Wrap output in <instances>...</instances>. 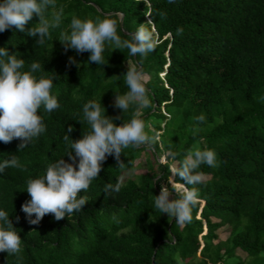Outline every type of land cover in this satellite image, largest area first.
Instances as JSON below:
<instances>
[{
  "label": "trees",
  "instance_id": "trees-1",
  "mask_svg": "<svg viewBox=\"0 0 264 264\" xmlns=\"http://www.w3.org/2000/svg\"><path fill=\"white\" fill-rule=\"evenodd\" d=\"M61 8L60 26L49 29L43 45L14 27L0 32V47L25 59V69L37 62V75L59 76L51 93L61 105L43 114L46 131L26 148L18 150V139L0 142V161L17 155L23 165L0 173V209L22 238L18 254L0 252V264H264V0H54L47 18ZM73 16L114 19L121 39L145 24L156 49L133 57L106 45V63L89 65L88 52L65 51L57 38L69 31ZM37 22L33 17L26 28ZM129 65L148 76L149 105L138 115L134 106L124 114L113 107L115 94L128 90L122 76ZM90 100L106 115L121 117L118 125L143 119L148 134L160 140L122 149L120 165L108 156L87 192L79 193L87 202L80 212L60 220L46 214L30 224L21 210L30 199L26 181L66 154L69 126L74 140L90 131L78 121ZM193 147L214 150L218 164L201 165L198 171L208 178L186 185L198 191L200 202L191 223L177 224L152 201L161 185L171 188L170 166ZM169 148L176 160L165 156L166 163H159ZM149 149L157 158L150 171L122 183V174ZM174 181L184 183L178 176ZM107 184H119V190L106 191ZM225 227L229 236L219 241Z\"/></svg>",
  "mask_w": 264,
  "mask_h": 264
},
{
  "label": "clouds",
  "instance_id": "clouds-1",
  "mask_svg": "<svg viewBox=\"0 0 264 264\" xmlns=\"http://www.w3.org/2000/svg\"><path fill=\"white\" fill-rule=\"evenodd\" d=\"M172 3L173 0H168ZM54 0H0V32L6 29L24 32L36 37V44L43 45L49 37V29L60 26L63 9L51 14ZM38 17V22L26 25ZM150 22V21H149ZM148 22V23H149ZM139 24L134 32L127 33L130 39H121L117 35V21L111 18L79 19L72 17L67 33L61 31L57 37L64 45L65 51L72 49L81 54L88 52L87 64H105L102 55L105 46L113 50L127 49L129 56L146 57L157 46L154 32ZM182 29L176 28V34ZM25 59L10 54L8 47H0V142L5 144L18 139V150L29 146L36 138L46 131L44 113H52L60 108L57 97L51 93L57 77L39 76L41 65L32 62L25 69ZM70 62H75L70 58ZM79 67V64H77ZM127 92L115 94L113 107L124 114L134 106L136 114L149 105L150 90L147 87L148 76L141 70L129 68L123 74ZM105 109V107H104ZM102 111L100 104L90 100L82 105V120L90 127L89 132H83L80 139H72V127L67 128L63 139L70 143L66 154L69 161L63 157L47 164L44 173L26 181V191L30 197L21 210L26 214L30 224H38L46 214H52L55 220L70 217L74 212L84 208L86 199L80 195L81 190L87 192L92 181L99 176L103 162L108 156H113L120 165L122 149L137 146L151 147L160 140L159 134H148V126L143 119L131 118L127 122L117 124L116 119ZM198 122H204V116L196 117ZM170 160H176L177 152L169 148L164 152ZM217 154L210 148L193 147L183 155L178 166H170L173 176H178L184 183L173 181L170 176L171 188L161 185L158 195H154L153 209L161 214L175 218L177 224L191 223L192 210L200 202L198 191L194 187L204 182L203 174L198 171L201 165L210 168L217 167ZM8 168H22L17 155H9L0 161V173ZM120 185L107 184L106 191H118ZM175 193V198L170 196ZM33 214L35 218L33 219ZM22 238L17 228L13 226L7 211L0 209V252L7 256L18 254L21 250ZM177 264H180L177 259Z\"/></svg>",
  "mask_w": 264,
  "mask_h": 264
},
{
  "label": "rangeland",
  "instance_id": "rangeland-1",
  "mask_svg": "<svg viewBox=\"0 0 264 264\" xmlns=\"http://www.w3.org/2000/svg\"><path fill=\"white\" fill-rule=\"evenodd\" d=\"M149 128H150V126H149ZM156 159L157 158L155 157V155L153 154L151 149L142 153L141 157L135 162L134 168L132 170L126 171L122 174V176L120 178L121 182L125 183L129 179H134L137 176H140L142 174L149 172L151 169L150 167L155 164ZM159 163H162V164L166 163V159H165V156L163 154L159 157ZM173 166H175V165H173ZM207 178L208 177H204V180H206ZM172 180L174 181L173 175H172ZM169 184L171 186L170 182H169ZM164 186L168 187L167 184H165ZM171 198H175V194L170 196V199ZM218 236H219V241H225L229 236V228L225 227V228L219 230ZM240 255H242L244 257L246 256L242 253H240Z\"/></svg>",
  "mask_w": 264,
  "mask_h": 264
},
{
  "label": "water",
  "instance_id": "water-1",
  "mask_svg": "<svg viewBox=\"0 0 264 264\" xmlns=\"http://www.w3.org/2000/svg\"><path fill=\"white\" fill-rule=\"evenodd\" d=\"M121 21H122V18H121Z\"/></svg>",
  "mask_w": 264,
  "mask_h": 264
}]
</instances>
